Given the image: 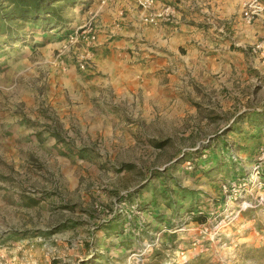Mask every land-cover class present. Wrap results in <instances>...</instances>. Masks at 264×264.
I'll return each mask as SVG.
<instances>
[{
  "label": "rangeland",
  "instance_id": "rangeland-1",
  "mask_svg": "<svg viewBox=\"0 0 264 264\" xmlns=\"http://www.w3.org/2000/svg\"><path fill=\"white\" fill-rule=\"evenodd\" d=\"M79 1L0 50V264H264V0L232 16L246 35L214 28L221 74L184 67L153 97L90 86L99 31L117 34Z\"/></svg>",
  "mask_w": 264,
  "mask_h": 264
},
{
  "label": "crops",
  "instance_id": "crops-1",
  "mask_svg": "<svg viewBox=\"0 0 264 264\" xmlns=\"http://www.w3.org/2000/svg\"><path fill=\"white\" fill-rule=\"evenodd\" d=\"M141 1H90L89 13L94 10L99 14V25L117 34L110 38L104 31H99L90 86L117 90L134 87L153 97L162 89L163 80H166L165 87L173 89L178 81L176 76L182 74L184 67H193L192 71L202 73V78H210L213 74H221L231 63L228 56L222 55V41L211 38L214 28L231 23L232 30L240 29V34L251 32L240 19L232 17L247 0H161L173 6V24L161 22L162 12L154 15L153 9L159 11L157 1L149 11L142 9L138 3ZM121 12L125 14L123 28L112 31L116 13ZM153 16L154 23H149L148 18ZM135 47L142 51L140 56L148 59L132 62L129 51Z\"/></svg>",
  "mask_w": 264,
  "mask_h": 264
},
{
  "label": "trees",
  "instance_id": "trees-1",
  "mask_svg": "<svg viewBox=\"0 0 264 264\" xmlns=\"http://www.w3.org/2000/svg\"><path fill=\"white\" fill-rule=\"evenodd\" d=\"M79 2V0H0V50L11 46L13 42H18L26 35L22 30L24 24L43 28L54 25L56 29L60 27L63 29L59 12L66 7H76ZM189 210L193 209H188L187 212ZM116 224L113 222L110 228L117 227ZM248 250L254 254H260L264 253V246L251 247ZM183 264L211 263L196 257Z\"/></svg>",
  "mask_w": 264,
  "mask_h": 264
},
{
  "label": "built area",
  "instance_id": "built-area-1",
  "mask_svg": "<svg viewBox=\"0 0 264 264\" xmlns=\"http://www.w3.org/2000/svg\"><path fill=\"white\" fill-rule=\"evenodd\" d=\"M139 3V5L142 7V8H144V9H150L151 8V6H153V4H154V0H142L141 2H138ZM149 23H154V16H153V18H149ZM263 48V45H258V46H256V49H262ZM84 65L83 64H81L80 65V68L81 69H84Z\"/></svg>",
  "mask_w": 264,
  "mask_h": 264
}]
</instances>
